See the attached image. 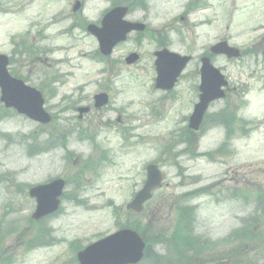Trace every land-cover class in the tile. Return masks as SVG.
<instances>
[{
    "label": "rangeland",
    "instance_id": "rangeland-1",
    "mask_svg": "<svg viewBox=\"0 0 264 264\" xmlns=\"http://www.w3.org/2000/svg\"><path fill=\"white\" fill-rule=\"evenodd\" d=\"M111 1L85 0L83 12L76 15L71 12L73 0H0V52L27 60L13 53L16 46L11 40L29 33V43L40 52L20 68L30 84H48L47 90L43 88L46 108L55 116L50 125L42 126L0 105V264H78L77 249L119 227L138 228L146 241L139 264H185L173 258L172 250L178 246H171L190 233L203 243L195 247L200 248V256L190 255L193 246L187 237L188 246L179 260L264 264L262 204L254 195L241 199L231 194L237 187L251 194L264 191V44L252 48L262 37L264 16L242 17L219 10L216 30L187 29L175 16L184 0H150L152 14L147 17L152 29L167 32L164 23H172L169 48L194 57L171 97L163 99L164 94L154 89L153 52L159 47L154 33L139 38L131 34L108 59L96 55L98 42L83 26L98 23ZM221 39L243 53L230 64L220 57L215 60L238 85L240 96L231 90L227 103L242 107L241 112L260 122L249 137L231 128L228 139V131L212 129L208 123L195 135L180 129L186 125L181 116L191 112L193 98V103L197 101V58ZM133 51L140 60L127 66L125 57ZM50 74L56 76L52 82ZM249 83L254 88L244 96L242 85ZM99 91L109 93V105L78 119L74 110L88 105ZM225 102L218 101L209 110L210 121ZM229 140L230 147L224 144ZM219 147H226L227 153H216ZM152 161L164 172L165 186L141 216L130 215L126 205L142 187L144 166ZM59 177L67 181L60 210L33 220L30 187ZM186 205L194 209L185 210ZM180 215L184 220L179 221V231Z\"/></svg>",
    "mask_w": 264,
    "mask_h": 264
},
{
    "label": "water",
    "instance_id": "water-1",
    "mask_svg": "<svg viewBox=\"0 0 264 264\" xmlns=\"http://www.w3.org/2000/svg\"><path fill=\"white\" fill-rule=\"evenodd\" d=\"M78 5H76V9ZM126 10L117 8L107 15L103 21V29L90 26L89 30L98 38L100 48L103 52L109 53L114 43L125 39V34L129 32L133 25L123 20ZM218 53H226L228 56H238L235 49L228 48L221 43L214 47ZM157 61L158 86H173L175 78L181 72L187 62V58H181L177 54L168 51L160 52ZM132 56L130 61L135 60ZM6 58L0 56V87L2 89L1 100L8 107H14L19 112L27 114L30 118L48 122L49 115L43 109L44 100L35 89L28 88L20 81L10 78L6 72ZM210 67V66H209ZM212 69V68H210ZM213 73L214 70H212ZM206 75L210 76L209 69ZM221 96V92L212 90L207 91V95L202 102L196 106L194 115L191 118V126L198 128L203 113L210 100ZM97 105H104L107 102V96L102 94L96 97ZM81 111H84L83 109ZM147 181L145 187L137 194L136 198L129 204L135 212L143 210V203L150 197V193L159 187L162 175L155 165L147 167ZM63 188L62 181H55L48 185L36 186L30 190V195L37 200L36 211L33 218L38 220L48 214L55 212L59 207L57 197L61 194ZM144 243L139 236L132 230H121L103 240H100L79 253L81 264H129L138 262L143 256Z\"/></svg>",
    "mask_w": 264,
    "mask_h": 264
},
{
    "label": "flooded vegetation",
    "instance_id": "flooded-vegetation-1",
    "mask_svg": "<svg viewBox=\"0 0 264 264\" xmlns=\"http://www.w3.org/2000/svg\"><path fill=\"white\" fill-rule=\"evenodd\" d=\"M124 2L129 8V14L133 17L145 15L144 21H147V16L152 14L150 0H125ZM81 5L84 7L85 4L83 1ZM181 6L183 9L181 19L186 23H188L191 17H195V20L202 17L204 19L200 18V21L197 22L199 25H201V23L212 25L217 22L216 18L218 17V11L220 9L224 10L226 8H231V11H234L235 9L250 7L255 11H264V0H184ZM32 47H34V45H32ZM203 56L204 53L201 54L200 59ZM12 58L13 54H11V59ZM22 65L23 63H21V66Z\"/></svg>",
    "mask_w": 264,
    "mask_h": 264
}]
</instances>
